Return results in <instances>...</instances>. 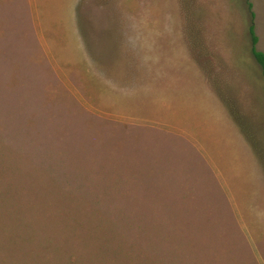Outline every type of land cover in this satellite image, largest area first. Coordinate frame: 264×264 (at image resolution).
I'll return each mask as SVG.
<instances>
[{
    "label": "rangeland",
    "instance_id": "rangeland-1",
    "mask_svg": "<svg viewBox=\"0 0 264 264\" xmlns=\"http://www.w3.org/2000/svg\"><path fill=\"white\" fill-rule=\"evenodd\" d=\"M250 24L246 0H0V264H264Z\"/></svg>",
    "mask_w": 264,
    "mask_h": 264
},
{
    "label": "trees",
    "instance_id": "trees-1",
    "mask_svg": "<svg viewBox=\"0 0 264 264\" xmlns=\"http://www.w3.org/2000/svg\"><path fill=\"white\" fill-rule=\"evenodd\" d=\"M246 5H247V9L250 13V17H251V24L249 26V36H250V40H251V51H252L253 57L255 58L258 65L260 66L261 74H262V77L264 79V52H262L258 49L259 37L256 33V26L254 23L255 18H256V14L253 11L254 5L252 3V0H246Z\"/></svg>",
    "mask_w": 264,
    "mask_h": 264
},
{
    "label": "crops",
    "instance_id": "crops-1",
    "mask_svg": "<svg viewBox=\"0 0 264 264\" xmlns=\"http://www.w3.org/2000/svg\"><path fill=\"white\" fill-rule=\"evenodd\" d=\"M28 1H30V2H31V0H28Z\"/></svg>",
    "mask_w": 264,
    "mask_h": 264
}]
</instances>
